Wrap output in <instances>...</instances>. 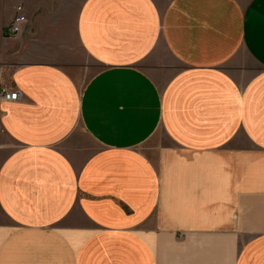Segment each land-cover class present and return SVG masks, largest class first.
<instances>
[{
    "label": "crops",
    "instance_id": "1",
    "mask_svg": "<svg viewBox=\"0 0 264 264\" xmlns=\"http://www.w3.org/2000/svg\"><path fill=\"white\" fill-rule=\"evenodd\" d=\"M56 6L0 0V264H264V0Z\"/></svg>",
    "mask_w": 264,
    "mask_h": 264
},
{
    "label": "built area",
    "instance_id": "2",
    "mask_svg": "<svg viewBox=\"0 0 264 264\" xmlns=\"http://www.w3.org/2000/svg\"><path fill=\"white\" fill-rule=\"evenodd\" d=\"M16 10L17 13L12 23L8 27V36L10 37H14L18 33H20L22 31L23 25L28 21V18L24 13V7L22 5H18L16 7ZM0 90L2 96L9 100H16L21 95V92L19 90L9 88L3 85L1 69H0Z\"/></svg>",
    "mask_w": 264,
    "mask_h": 264
},
{
    "label": "rangeland",
    "instance_id": "3",
    "mask_svg": "<svg viewBox=\"0 0 264 264\" xmlns=\"http://www.w3.org/2000/svg\"><path fill=\"white\" fill-rule=\"evenodd\" d=\"M160 1H163V3L165 4V2L167 0H160ZM55 2L57 4V6H56L57 8H63V10H64V8H65V10H67L66 8H68L71 12H73V11L75 12V10L82 4L83 0H55ZM90 69H92V68H90ZM90 75H91V72H89L88 74H86L83 78L85 79L86 76L88 78ZM84 81H83V83H84Z\"/></svg>",
    "mask_w": 264,
    "mask_h": 264
}]
</instances>
